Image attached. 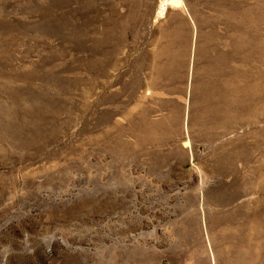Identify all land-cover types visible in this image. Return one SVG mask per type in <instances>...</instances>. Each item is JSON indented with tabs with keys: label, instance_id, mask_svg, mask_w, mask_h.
I'll use <instances>...</instances> for the list:
<instances>
[{
	"label": "rangeland",
	"instance_id": "374dc122",
	"mask_svg": "<svg viewBox=\"0 0 264 264\" xmlns=\"http://www.w3.org/2000/svg\"><path fill=\"white\" fill-rule=\"evenodd\" d=\"M212 255L264 264V0H0V264Z\"/></svg>",
	"mask_w": 264,
	"mask_h": 264
},
{
	"label": "bare ground",
	"instance_id": "6f19581e",
	"mask_svg": "<svg viewBox=\"0 0 264 264\" xmlns=\"http://www.w3.org/2000/svg\"><path fill=\"white\" fill-rule=\"evenodd\" d=\"M187 141L185 142L187 145H189V140L188 139H186ZM190 155L192 156V153H191V151H190ZM213 256V255H212ZM212 260H213V264H215V259H214V256L212 257Z\"/></svg>",
	"mask_w": 264,
	"mask_h": 264
}]
</instances>
